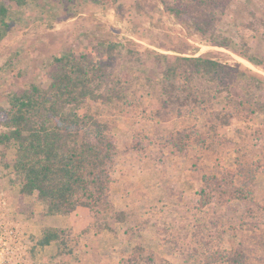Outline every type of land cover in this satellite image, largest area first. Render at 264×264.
Wrapping results in <instances>:
<instances>
[{"label":"rangeland","instance_id":"rangeland-1","mask_svg":"<svg viewBox=\"0 0 264 264\" xmlns=\"http://www.w3.org/2000/svg\"><path fill=\"white\" fill-rule=\"evenodd\" d=\"M225 2L216 24L237 38V29L249 19L247 9L264 0ZM8 7L9 25L0 39V114L9 107L10 94L34 83L48 86L54 58L70 51L103 61L112 54L111 71L124 78L128 96L118 104L90 100L80 108L108 122L118 141L110 200L127 212L125 220L85 207L70 218L46 215L34 197H21L20 182H11L5 163L12 164L16 150L0 144L2 188L26 225L31 264L59 259L56 243L39 242L49 224L71 230L70 264H125L138 247L153 254L154 264H226L217 256L235 250L243 252V264H264V112L246 109L222 125L212 111L223 107L224 98L214 99V86L202 80L195 91L207 105L164 109V67L154 52L214 51L221 60H237L263 76L264 67L214 45L156 0H22ZM249 34L264 58V37ZM110 44L116 45L113 51ZM243 92L233 88L236 96ZM179 131L192 135L183 156L170 143ZM223 170L247 195L230 200L216 195L203 206L204 177L226 174Z\"/></svg>","mask_w":264,"mask_h":264},{"label":"trees","instance_id":"trees-1","mask_svg":"<svg viewBox=\"0 0 264 264\" xmlns=\"http://www.w3.org/2000/svg\"><path fill=\"white\" fill-rule=\"evenodd\" d=\"M11 1L22 3L0 0V39L9 25ZM159 1L167 12L191 23L214 45L231 48L255 66L264 67V58L255 51L253 36L249 34L264 37V2L256 9H247L249 19L243 27L239 26L238 36L233 38L216 24L217 11L227 7L226 0H156ZM115 47L110 44L109 51ZM154 53L157 63L164 67L160 82L164 109L207 105L195 91L202 80L214 86V95L210 92L214 99L224 98L223 107L212 111L222 125H228L246 109L251 113L264 112V76L246 64L221 60L214 51L188 56ZM114 61L112 54L107 61L73 51L58 55L53 60L48 86H26L8 96V108H1L0 144L16 150L12 164L5 163L10 180L20 182L21 197H34L43 205L46 215H70L85 207L96 213L104 210L121 221L128 216L110 200L118 141L108 122L88 112L80 113V108L90 100L110 105L127 99L124 78L111 71ZM239 87L244 89L242 96L233 93V88ZM191 136L187 131H179L171 135L170 143L183 156L189 150ZM203 181V206L216 195L227 200L247 195L228 173L205 176ZM71 235L65 227L43 228L40 244L58 246L59 259L55 264H70L66 256L75 250ZM144 253L138 247L125 264H154L153 254ZM216 259L226 264H243L245 256L241 250L222 251Z\"/></svg>","mask_w":264,"mask_h":264},{"label":"built area","instance_id":"built-area-1","mask_svg":"<svg viewBox=\"0 0 264 264\" xmlns=\"http://www.w3.org/2000/svg\"><path fill=\"white\" fill-rule=\"evenodd\" d=\"M0 169V264H31L28 259L26 225L2 188Z\"/></svg>","mask_w":264,"mask_h":264},{"label":"crops","instance_id":"crops-1","mask_svg":"<svg viewBox=\"0 0 264 264\" xmlns=\"http://www.w3.org/2000/svg\"><path fill=\"white\" fill-rule=\"evenodd\" d=\"M8 9H9V7H8ZM9 12H10V9H9ZM4 35H5V32H4ZM77 211H78V210H77ZM74 213H76V211H75ZM74 213H72L71 215H69V218L72 217V215H74ZM50 225H53V224H49V226H50ZM54 226H55V225H54ZM60 226H67V225L62 224V225H60ZM32 229H34L35 231H37L35 225H33ZM82 264H85V261H84V263H82ZM86 264H87V263H86Z\"/></svg>","mask_w":264,"mask_h":264}]
</instances>
